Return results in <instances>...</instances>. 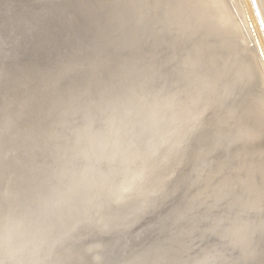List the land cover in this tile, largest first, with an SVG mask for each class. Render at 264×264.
Listing matches in <instances>:
<instances>
[{
    "label": "rangeland",
    "instance_id": "obj_1",
    "mask_svg": "<svg viewBox=\"0 0 264 264\" xmlns=\"http://www.w3.org/2000/svg\"><path fill=\"white\" fill-rule=\"evenodd\" d=\"M155 1L0 0V264H113L103 234L82 231L78 242L66 237L55 249L53 239L66 223L59 214L86 203V213L101 218L112 211L110 204L146 195L153 196L149 203L169 202L193 170L204 168L198 178L207 173L205 136L223 127L230 132L243 110L208 108L192 120L202 97H194L195 77L188 73L212 55L207 43L227 51L231 67H243L250 103L264 98L259 0H222L226 29L213 34L197 27L180 35L177 45L168 37L156 39ZM188 1L194 10L198 0ZM225 90L214 93L216 101L236 102L238 94ZM20 152L24 156L17 159ZM83 159L89 163L60 180L63 167ZM14 160L29 172L7 168ZM98 185L102 190L96 191ZM101 199L107 204L98 205ZM258 199L263 211L264 194ZM193 237L190 254L199 255L197 264H264V240L257 242L264 228L249 237L257 247L252 251L242 240ZM141 260L127 256L117 264L151 263Z\"/></svg>",
    "mask_w": 264,
    "mask_h": 264
},
{
    "label": "bare ground",
    "instance_id": "obj_2",
    "mask_svg": "<svg viewBox=\"0 0 264 264\" xmlns=\"http://www.w3.org/2000/svg\"><path fill=\"white\" fill-rule=\"evenodd\" d=\"M259 2L260 7L264 9V0H259ZM16 3L27 2L18 1ZM223 4L222 0L221 2L220 0H198L196 6H193V10L190 9L191 4L188 0H156L152 10L156 15L153 20L154 24L159 22L158 25H160L155 30L156 39L160 40L168 37L172 43H175L180 35L188 34L193 29V31H197V27L207 29L204 31L209 33H219L220 27L226 29V22L223 20V16H225V11L222 8ZM188 9L192 11L193 16ZM203 19L205 21H215L218 26H215L214 23L206 24L207 22L205 23ZM31 34H35V32L33 31ZM175 44L177 45V43ZM207 47L208 50L214 47L212 48V55L209 56L207 61L201 60L202 63L196 64L194 71L188 73L189 77H195L190 89L193 90L194 97H202L205 105H209L208 102L211 105H216L215 108L212 107L215 110H228L234 114L238 109H243L240 111L243 113L240 123L246 128V132L244 134L240 133L239 123L237 126L234 123L232 126L234 128L232 129L233 134L223 127L217 128L206 135L205 147L211 166L208 165V171L202 178H198L197 174L204 168L200 171L193 170L189 179L190 182L185 186L187 190L183 189L172 201L160 203L159 205L158 203L151 204L148 207L130 200L116 201L112 203L114 205L111 208L112 211L104 214L101 218H97L96 214L91 212L86 213L89 208L86 203L71 205L68 214H59L67 224L64 223L58 234L56 233V237L53 239L54 248L58 249L60 247L59 243L64 239H68L66 237L76 236L74 240L78 242L81 239L79 232L86 231L87 234L88 232L95 235L103 234L104 247L108 253L118 252L117 260L134 255V260H144L151 257L150 264H197L198 259H200L199 255L190 254L191 238L198 233L205 239L210 237V234L214 233V228L218 224L224 223V214L226 217L231 216V214H228L231 205L234 207L233 217L237 218L241 215V219L238 218V220L242 223L245 222V228L237 226L231 229V235L227 239L230 240L231 238L232 243L242 240V244L250 251L257 248L249 237L259 234V230L262 231L259 223L264 222V210L260 211L258 209V196L264 194V160H262V156H264V128H262L264 127V98L260 96L256 99V103H250L248 101L250 99L249 94L247 93L249 80L244 78L243 67L241 65L235 66V64L231 67L230 63L227 64L228 52L220 49L217 42L207 43ZM256 51L260 61V51L259 49H256ZM206 52H201L200 55L205 56ZM217 76L220 77L216 78ZM226 77L233 80L231 84H228L227 81L219 83L220 79L223 80ZM217 79L219 80L217 81ZM213 80L218 84L213 86ZM219 87H222L220 93V90L217 89ZM225 87H230V95L233 96L234 92L235 96L238 94L239 98L232 104L219 105L218 103L217 105L214 93L215 95L216 93L226 94ZM211 98L213 99L210 100ZM203 102L194 107L193 121L196 120L195 117L199 116L201 106L204 105ZM100 154L104 155L103 153ZM85 159L80 160L73 167H63L64 172L61 173L60 180L66 181L72 172L86 166L89 162H85ZM129 159L130 154H127L121 165L127 163ZM20 162L19 160L8 162L7 168L10 167L13 171L16 169L19 173H28L30 169ZM217 166H222L226 170L224 172L220 170L219 178L212 174ZM84 168L86 169V167ZM117 170H121V168H117L116 172ZM249 170L255 171L257 176L255 177L253 173L250 175L248 173L249 176H247ZM142 180L144 182L149 181L146 178ZM155 180L156 182L160 181L159 177ZM95 189L96 191L102 190L100 185ZM236 189H241V191L229 195L231 191L235 192ZM185 191L192 193L191 195L187 194V196ZM193 197L195 199L204 198L202 206H196ZM100 203L101 201L98 205ZM98 205H94L95 207H92V209L96 210ZM214 205L219 206L215 209L213 208ZM134 208H139L143 215L133 214ZM238 225H240L239 222ZM148 228H153V232H155L149 237H144L140 242L133 243L131 237L144 231L148 232ZM257 242L259 243V241ZM49 249L51 251L53 248ZM70 259L68 255L67 260ZM117 260L113 264H117ZM98 264L106 263L99 262Z\"/></svg>",
    "mask_w": 264,
    "mask_h": 264
},
{
    "label": "water",
    "instance_id": "obj_3",
    "mask_svg": "<svg viewBox=\"0 0 264 264\" xmlns=\"http://www.w3.org/2000/svg\"><path fill=\"white\" fill-rule=\"evenodd\" d=\"M252 1H254V0H252ZM255 4V2H253V5ZM254 10H255V13L259 16V11L257 10V8H255L254 7ZM260 18V17H259ZM261 27L263 28V30H264V25H263V23L261 22ZM213 98H211L210 100H212ZM197 100H199L200 101V104L203 102V100H202V98L200 99H197ZM196 102V101H195ZM207 102V101H206ZM204 103V102H203ZM218 103L219 102H217L216 104L218 105ZM207 104H209V105H205V103H204V105H202L201 107H202V109L200 110V113H202V112H204L206 109H208V108H215V106L216 105H211V103L210 102H208ZM219 105H222V104H219ZM209 106V107H208ZM242 112H241V114L238 116V120L236 121V126H237V124L239 123V129H240V133H245L246 132V128L243 126V125H241V123H240V120H241V117H242ZM232 129H234V128H232ZM236 131H237V127H236ZM238 132V131H237ZM230 133L231 134H233V131L231 130L230 131ZM16 156V158L17 159H19V158H21L22 157V154H16L15 155ZM0 161H2V159H3V157H4V155L3 154H1L0 155ZM205 163H208V162H206V160L203 162H201L198 166L200 167V166H204L205 165ZM208 165H210L211 166V164L210 163H208ZM208 167V166H207ZM220 170H222L223 172L224 171H226L225 169H223V167L222 166H217V167H215L214 168V170H213V172H212V174H214L215 175V177H217V178H219L220 177ZM206 171H208V168L204 171V172H206ZM248 173H249V175L250 174H252L253 173V175L256 177L257 176V173L255 172V171H253V170H249L248 172H247V176H249L248 175ZM222 175V174H221ZM258 180V179H257ZM229 189H230V187H229ZM236 191L238 192V191H241V189H236L235 190V192L233 191H231L230 193H229V195H233V193L235 194L236 193ZM143 198H145V199H141V200H139L138 198L136 199V200H134L133 202L134 203H139V204H143L142 206H144V205H146V206H144V207H148V206H150L151 204H157V203H149V201H151L152 199H153V197H151L150 195H146L145 197H143ZM101 201V203L100 204H103V203H106L107 204V201L105 200V199H101L100 200ZM160 203H158V205H159ZM162 204V203H161ZM113 206L114 205H112V204H110L109 205V208H113ZM219 205H214L213 206V208H215V209H217V207H218ZM92 208V207H91ZM233 208V209H232ZM70 210V209H69ZM142 214L141 213V211L139 210V208H134V212H133V214ZM232 213H234V207H233V205H231V209H230V212H228V214H231V216L229 217V216H225V214H224V223H221L220 225L218 224V226L216 227V228H214V233H211L210 234V237H216V236H219V237H221V238H227V237H229V235H231V232H232V230L231 229H233V228H235V227H244L245 228V226H244V223H242L240 220H238V218H240L241 219V213H238L240 216H238L237 218H234L233 217V214ZM143 215V214H142ZM227 220V221H226ZM238 222L240 223V225H238ZM78 225V224H77ZM261 229H263L264 228V226H262V227H260ZM259 229V228H258ZM260 231V230H259ZM155 232V231H154ZM153 228H151V229H149L148 228V232H143V233H138V234H135L133 237H131V239H132V241H133V243H138V242H140L144 237H149V236H151L153 233ZM138 238V239H137ZM262 240H264V237H263V239H259L258 241L260 242V241H262ZM135 246H137V245H135ZM132 248H134V247H132ZM131 248V249H132ZM136 253V252H135ZM109 255H110V257L115 261V260H117V257L119 256V254H118V252L117 253H109ZM118 255V256H117ZM129 257L130 258H134V255H129ZM148 259H150V261H151V257H147Z\"/></svg>",
    "mask_w": 264,
    "mask_h": 264
}]
</instances>
